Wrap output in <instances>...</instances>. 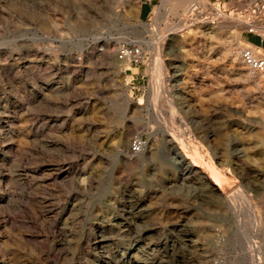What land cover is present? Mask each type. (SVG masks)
<instances>
[{
    "label": "rangeland",
    "instance_id": "rangeland-1",
    "mask_svg": "<svg viewBox=\"0 0 264 264\" xmlns=\"http://www.w3.org/2000/svg\"><path fill=\"white\" fill-rule=\"evenodd\" d=\"M151 4L0 0V264H264V0Z\"/></svg>",
    "mask_w": 264,
    "mask_h": 264
},
{
    "label": "built area",
    "instance_id": "built-area-1",
    "mask_svg": "<svg viewBox=\"0 0 264 264\" xmlns=\"http://www.w3.org/2000/svg\"><path fill=\"white\" fill-rule=\"evenodd\" d=\"M247 1V0H245ZM238 20L245 27V32L248 35H252L257 39L256 43H253V46H246L242 52V58L245 61V64L250 68L256 71H264V21L259 19L256 11L253 10L246 15L240 16ZM248 40V39H247ZM251 42V41H250ZM132 56L133 59L130 61V65H139L145 60V53L141 47H137L134 44H125L120 47L119 57L121 59ZM142 145L140 142H134L132 149L135 152H138L141 149Z\"/></svg>",
    "mask_w": 264,
    "mask_h": 264
},
{
    "label": "bare ground",
    "instance_id": "bare-ground-1",
    "mask_svg": "<svg viewBox=\"0 0 264 264\" xmlns=\"http://www.w3.org/2000/svg\"><path fill=\"white\" fill-rule=\"evenodd\" d=\"M123 2L124 3H130L131 2V0H123ZM166 2V1H165ZM215 29H217V28H215ZM216 30H214V32H215ZM213 32V33H214ZM220 33V32H219ZM210 34L211 33H209V36H210ZM221 34V33H220ZM218 35V34H217ZM216 36V35H215ZM235 39H236V43H238V52H236V55L237 54H239V53H241V59H242V62H240L239 64H237V63H235V62H230V63H232L234 66H238V68H240V69H237V72H238V75H240V78L242 79V80H245V81H247V83L248 84H250L253 88H263V85H264V71H256V70H253L252 68H250L248 65H246L245 64V61L243 60V58H242V52H243V50H242V52H240V46H239V42H245L246 44H248L250 47H253L254 49H256V47H254L247 39H244L243 38V36L241 35V34H239V33H237L236 35H235ZM238 41V42H237ZM220 43H221V41H220ZM210 44V43H209ZM191 47H193V46H191ZM214 51V50H213ZM232 51V50H231ZM195 54V53H194ZM223 54V53H222ZM161 56V55H160ZM157 57H159V56H157ZM207 58H208V56H207ZM210 58V57H209ZM133 59V57L132 56H128V57H126V58H123V59H120V62H122V63H128V62H130L131 60ZM236 59V58H235ZM238 59V58H237ZM236 59V60H237ZM157 61V62H156ZM155 62H156V64H157V71H158V73L160 74V71H159V67H160V65H159V63L161 64V60H160V58H157V60H156ZM235 61V60H234ZM238 62V61H237ZM229 63V64H230ZM201 64V63H200ZM220 65V64H219ZM206 66V65H205ZM208 66V65H207ZM217 66V65H216ZM201 67V66H200ZM248 67L250 68V70L248 69ZM156 69V68H155ZM235 69V68H234ZM251 69H252V71H251ZM231 70V69H230ZM234 71H236V70H234ZM157 73V74H158ZM239 77V76H238ZM239 78V79H240ZM157 79H159V78H157ZM249 88H250V86H249ZM220 89H221V87H220ZM220 89H219V91H220ZM247 89V88H246ZM252 90V89H251ZM257 90V89H256ZM263 90V89H262ZM252 92V91H251ZM262 92V91H261ZM250 93V92H249ZM263 93V92H262ZM261 95V94H260ZM263 97V96H262ZM263 101V100H262ZM141 143V145H143L142 144V142H140ZM214 185L215 186H218L216 183H214ZM230 196H231V194H230Z\"/></svg>",
    "mask_w": 264,
    "mask_h": 264
},
{
    "label": "crops",
    "instance_id": "crops-1",
    "mask_svg": "<svg viewBox=\"0 0 264 264\" xmlns=\"http://www.w3.org/2000/svg\"><path fill=\"white\" fill-rule=\"evenodd\" d=\"M151 2L152 0H139V6H140L139 17L141 20L147 18L151 14V9H152ZM248 41L250 42L249 37H248ZM250 43L253 45L252 42Z\"/></svg>",
    "mask_w": 264,
    "mask_h": 264
}]
</instances>
